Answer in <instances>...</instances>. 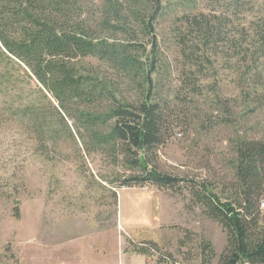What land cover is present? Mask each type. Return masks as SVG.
I'll use <instances>...</instances> for the list:
<instances>
[{
    "label": "trees",
    "instance_id": "trees-1",
    "mask_svg": "<svg viewBox=\"0 0 264 264\" xmlns=\"http://www.w3.org/2000/svg\"><path fill=\"white\" fill-rule=\"evenodd\" d=\"M255 3L227 0L217 13L196 9L195 0H180L179 10L164 0H0V61L24 66L57 104L54 126L38 123V137L48 133L58 141L63 135L80 140L86 151H109L116 161L121 156L136 171L121 186L186 188L225 231L224 264H264V131L250 122L237 135L226 190L160 172L151 156L164 142L165 129L177 124L170 101L183 93L182 85L171 97L161 91L171 67L155 31L170 13L182 75L189 81L186 92L210 90L204 80L213 77L219 58L237 67L248 115L264 101V14L258 16ZM251 12L254 17L247 19ZM86 59L111 74L101 75Z\"/></svg>",
    "mask_w": 264,
    "mask_h": 264
},
{
    "label": "rangeland",
    "instance_id": "rangeland-1",
    "mask_svg": "<svg viewBox=\"0 0 264 264\" xmlns=\"http://www.w3.org/2000/svg\"><path fill=\"white\" fill-rule=\"evenodd\" d=\"M218 1L195 0V8L219 13L227 0ZM255 1L254 10L261 16L264 9L258 7L264 0ZM164 2L176 8L180 0ZM251 17L252 12L247 19ZM171 18L166 12L155 31L171 67L162 77L161 91L171 97L182 85L186 94L170 101L177 124L165 129L152 164L177 178L205 180L216 192L226 190L233 178L234 140L250 122L264 131V101L245 113L237 84L240 70L223 58L214 62L213 77L204 80L211 82L210 90L186 92L184 83L189 81L182 75ZM86 60L98 65L101 75L111 74L100 62ZM0 75V264H31L33 258L65 261L63 252L80 242L63 240L62 231L78 225L73 232L83 234L91 223L98 224V257L110 264H151L159 259L224 264L220 256L227 246L226 233L192 201L186 188L121 186L122 178L136 172L121 156L116 161L109 151H86L80 140L75 143L63 135L58 141L48 133L38 137V123L44 129L54 126L56 102L15 60L0 61Z\"/></svg>",
    "mask_w": 264,
    "mask_h": 264
},
{
    "label": "crops",
    "instance_id": "crops-1",
    "mask_svg": "<svg viewBox=\"0 0 264 264\" xmlns=\"http://www.w3.org/2000/svg\"><path fill=\"white\" fill-rule=\"evenodd\" d=\"M74 224V223H73ZM90 225V226H89ZM88 225V230H85V233L81 234L80 232H73V228L77 227L80 228L78 225H71L70 228L66 231H62V239L66 240L68 237L70 239L75 238L78 240L79 247H77L76 244L73 248H70L67 250V256L65 257V261H59L58 263L55 264H110L109 261L107 262L106 260L103 259V257H98V224H89ZM65 230V229H64ZM58 231H56L57 233ZM60 236V237H61ZM57 240H59V234H57ZM61 239V240H62ZM56 240V241H57ZM81 246V247H80ZM62 254V255H63ZM43 258V257H42ZM44 261L42 260L41 262H36L33 260V263L31 264H53L50 262H47L46 258H43Z\"/></svg>",
    "mask_w": 264,
    "mask_h": 264
}]
</instances>
